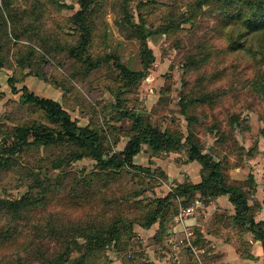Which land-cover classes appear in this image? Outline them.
I'll return each instance as SVG.
<instances>
[{"label": "rangeland", "instance_id": "1", "mask_svg": "<svg viewBox=\"0 0 264 264\" xmlns=\"http://www.w3.org/2000/svg\"><path fill=\"white\" fill-rule=\"evenodd\" d=\"M85 1L95 13L81 19V0H0V132L31 124L56 127L27 101L30 93L60 103L77 126L100 129L108 156L117 155L129 140L132 119L126 111L144 124L180 132L179 150L153 154L142 145L120 178L96 195L93 189L85 190L94 206L107 198L120 204L127 198L123 211L128 218L139 216L138 199L176 194L177 210L192 206L191 218L201 220L199 194L189 198L178 192L202 176L201 165L188 161L186 138L230 177H239L235 169L241 168L245 173L254 168L259 178L264 176V33L224 24L225 17L215 11L218 5L203 0ZM90 36L84 48L83 38ZM147 51L153 56L150 65ZM81 59L95 64L89 72L84 73ZM121 65L145 72V77L128 83ZM259 78L263 80L257 84ZM198 94L210 100L196 104ZM236 118L238 123H233ZM34 140L29 137L31 144L16 150L12 159L9 153L0 154V199L26 202L14 216H0V264H43L55 253L63 255L66 239L52 238L47 223L82 221L90 209L85 203H68V188L94 171L96 162L72 146ZM248 150L256 156L250 162ZM168 227H177L173 218ZM134 231L130 245L136 250L113 246L105 258L94 255L87 263L138 264L143 252L152 251L153 257L167 251L165 256L177 257V262L195 260L181 230L174 244L165 245L137 225ZM74 241L78 248L67 249L71 258L84 253L85 240L77 236ZM193 245L206 248L207 243L201 239ZM199 259L207 264L204 256Z\"/></svg>", "mask_w": 264, "mask_h": 264}, {"label": "trees", "instance_id": "2", "mask_svg": "<svg viewBox=\"0 0 264 264\" xmlns=\"http://www.w3.org/2000/svg\"><path fill=\"white\" fill-rule=\"evenodd\" d=\"M203 2L216 3L218 5V9L215 11L225 17L224 24L233 23L250 33H264V0H203ZM88 6L89 4L85 0H81L82 10L77 14L78 18H91L94 15L95 10L93 11ZM129 23L131 26L135 25L134 23V25L132 24V20ZM90 39L91 36L87 39L83 38L84 48L86 43H90ZM30 53L32 55V52ZM146 55L148 57V65L152 64L153 56L150 51H147ZM143 57L144 54L142 59ZM109 59L111 58L109 57ZM81 62L85 63L83 59H81ZM17 63L20 65L21 60H18ZM94 65L93 62H88L84 73L89 72V68ZM144 65L145 71H147V64ZM120 67L125 73L128 83L133 84L145 77V72H132L123 65ZM40 77H43L42 74H40ZM262 80V78L257 79V84ZM26 98L33 106L42 110L48 117L47 119L56 127L51 129L47 126L31 124L30 126H19L15 128L14 132H0V154L9 153L12 155L10 156V159H12L16 155V150L20 152L25 146L31 144L29 137L33 136L35 137L33 143H38L39 141L45 144L56 142L72 146L73 148L71 149L74 152L81 150L83 155L92 158L97 165L95 170L89 173L88 176L79 178L75 184L70 185L68 188L69 198L67 202L75 206L87 204L90 208L88 215L81 218L82 221H68L62 225L56 224L57 226L51 224V222L47 223V233L54 239H66L68 247L66 246V251L63 255L55 253L54 257L45 258L43 264H88L87 261L91 256L96 255L99 259L105 258V251L113 246L120 250L124 249L132 252L134 250L130 242L135 237V225L148 229L152 225L157 224V231L153 237L157 242H161L163 236H168V231L170 230L168 224L178 208L174 204L175 198L178 197L176 194H169L163 198L153 196L147 202L138 199L135 208L139 211V216L137 218H128L123 211V204L127 203V198L122 197V204L107 198L100 200L102 204L94 206V200L88 201L84 192L86 189H93V194L96 195V191H102L110 183L120 178L126 166H133L132 159L140 152L142 145H147L148 150L153 154L179 150L183 146L181 142L183 135L180 132L160 130L149 123L144 124L137 115L126 111L124 115L132 119V128L128 131L129 140L124 149L120 150L117 155L108 156L100 135V129L77 126L63 110L62 105L48 97H38L30 93ZM195 99L197 101L196 104L210 100L209 96L204 94H198ZM233 123H238L237 118L234 119ZM237 125L239 126V124ZM41 131H43L45 136ZM188 140L186 138L189 143L188 161H196L201 165L202 176L197 183L190 182L183 185L181 192L178 190L179 196L188 195L190 198L198 193L199 199L205 204L215 197L227 195L229 202L234 207V212L231 215L225 211L215 213L214 220L218 218L220 220L216 219L218 222H223L225 225H234L240 229L239 232L241 233L251 232L255 239L261 241L264 253V220H254V210L258 204L251 205L248 203L250 195L255 192L256 182L254 176L248 174L241 181L231 179L229 174L221 169L218 161H215L210 155L200 153L198 146ZM246 154L248 156L253 155L249 150ZM206 171L208 172L207 175H205ZM142 192L141 190L138 191L137 196L140 197ZM46 195L47 191L45 190V202L48 200ZM188 202L185 198V204ZM25 203L24 199L12 201L0 199V216L3 217L7 214L14 216L20 210V206ZM77 236L85 240L83 245L84 253L80 257L71 258L67 249H70L73 245L78 248L77 243L74 241ZM6 237L9 236H5V239ZM201 238L202 235L197 231L194 243L198 245ZM2 240L0 238V242ZM140 256L138 264H151L146 261L144 253Z\"/></svg>", "mask_w": 264, "mask_h": 264}, {"label": "crops", "instance_id": "3", "mask_svg": "<svg viewBox=\"0 0 264 264\" xmlns=\"http://www.w3.org/2000/svg\"><path fill=\"white\" fill-rule=\"evenodd\" d=\"M255 158L256 156L252 155L247 159L250 162ZM190 165L194 166L193 164ZM235 170L234 171L236 173H239V177L232 176L233 178L231 177V179L233 180H244L249 173L254 175V179L256 182L255 192L250 195L248 203L251 205H255V203L258 204L255 213L253 214L254 220H264V176H262V178H259V173L257 174V171L254 168L253 172L247 173L244 172L245 170L243 168ZM194 179H196V176L194 177ZM193 182L197 183L198 180L196 179L195 181H192V183ZM198 201V205L202 207L203 212L200 217L201 220L197 219L195 221V219L191 218V216L184 221L183 225L175 224L178 228L176 227L175 229H170L168 231V236H164L165 238H163L160 242L163 245L174 244L173 239L175 240V236L180 233V230L184 233V228L186 229V231L192 232L193 235L189 237L188 240H186L185 236L184 240L186 241L187 248H190L192 251H194L195 254L198 252L194 256V253L189 251L195 259L194 262H177V257L173 258L171 256H165V254H167V251L164 252L165 254L163 252L159 253V257L151 256L153 254V251L152 253L150 252V254H148V252H143L147 262L151 264H201L199 262V255H201L207 259V264H264V253L260 240L255 239L251 232H239L240 229L235 227L234 225H225L223 222H215L214 218L211 216L221 211H225L229 215L234 212V207L229 202L227 195L215 197L205 204L201 200ZM152 226L148 229L140 227L138 228L141 231L147 230V232L150 233L149 238H153L157 231V227ZM194 227H197L196 232L199 229V233L202 235L201 239H204L207 243L206 248L193 245V242H195L196 233L194 232ZM212 228L215 229V232L213 233L209 230ZM132 248H134V250L137 249L134 245H132ZM150 257H152L153 260H149Z\"/></svg>", "mask_w": 264, "mask_h": 264}, {"label": "built area", "instance_id": "4", "mask_svg": "<svg viewBox=\"0 0 264 264\" xmlns=\"http://www.w3.org/2000/svg\"><path fill=\"white\" fill-rule=\"evenodd\" d=\"M193 215H194V208L192 206L181 207L179 210H177V213L175 214L173 218V222L176 225H183L184 221ZM184 231H185L186 240H188V238L191 237L193 234L192 232L186 231L185 228H184Z\"/></svg>", "mask_w": 264, "mask_h": 264}]
</instances>
